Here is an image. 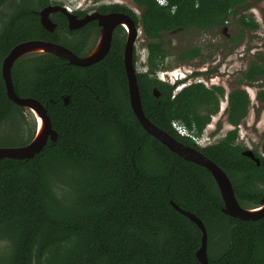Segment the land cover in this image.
Instances as JSON below:
<instances>
[{"label": "trees", "instance_id": "obj_1", "mask_svg": "<svg viewBox=\"0 0 264 264\" xmlns=\"http://www.w3.org/2000/svg\"><path fill=\"white\" fill-rule=\"evenodd\" d=\"M134 2L147 51V69L137 78L145 116L221 168L241 207L258 205L264 197V140L252 150L259 164L242 155L245 148L236 140L249 107L247 92L228 93L225 114L233 128L216 143L199 147L171 123L200 136L218 112L224 89L194 82L175 91L182 81L169 84L155 77L170 53L179 63L203 56L201 45L171 52L164 37L172 30L218 31L233 17L237 33L227 41L234 46L244 30L256 31L259 24L243 13L248 0ZM50 3L0 0V10L13 8L0 19V147L25 145L35 132L34 126L24 138V108L5 94L1 63L8 52L26 40L57 43L77 56L89 50L83 41L73 46L60 21L53 32L41 26L37 11ZM121 58L122 48L114 43L100 61L84 67L42 53L24 55L11 66L16 94L44 106L57 137L31 159H0V264H201L195 257L201 232L171 201L204 224L209 264H264V216L241 220L223 213L211 173L141 128L129 106ZM200 75L193 71L189 77ZM262 80L264 52H258L238 82L257 83L256 100L264 109ZM15 140L23 142L12 144Z\"/></svg>", "mask_w": 264, "mask_h": 264}, {"label": "water", "instance_id": "obj_2", "mask_svg": "<svg viewBox=\"0 0 264 264\" xmlns=\"http://www.w3.org/2000/svg\"><path fill=\"white\" fill-rule=\"evenodd\" d=\"M55 12H61L66 16L70 29L84 25L89 20L96 18L98 20L99 26L101 27L99 40L94 49L84 57H78L68 48L57 43L42 40H26L16 44L3 58L1 63V77L4 82L5 94L7 98L17 106L32 111L36 119V127L32 139L27 144L22 146L0 147V159H31L47 142H53L57 137V133L51 126L50 119L44 106L33 98H23L16 94L13 87L10 68L17 61V59L31 53H42L63 58L69 64L75 66L84 67L94 64L100 61L108 53L113 26L116 24H121L124 26L127 33L123 53V67L127 82L129 106L141 128L147 134L163 144L169 151L175 153L184 160L206 168L211 173L216 183L219 197L222 201L223 213L241 220H257L264 216V197L260 200L259 204L254 207H241L235 197L229 178L221 168H219L214 162L204 156L197 149L176 141L171 135L150 122L145 116L142 109L140 94L132 64L133 41L137 32L133 26V23L127 17L120 14H94L91 16H85L81 20H77L76 17L67 10L66 7L49 4L39 11L40 24L49 32H53L56 27V25L49 18V15ZM138 31H141L142 33L140 28H138ZM102 38L104 39L102 47L98 53L94 54ZM152 94L155 97H158L159 91L156 88H153ZM68 101V96L63 97L64 104H67ZM37 114L40 115L42 119H40ZM40 131L41 136L39 137ZM242 155L250 158L256 164H259V159L254 155L252 150L245 149L242 151ZM170 204L177 212L192 221L200 230V246L195 253V257L201 264H209L207 257L208 236L204 224L194 214L181 209L174 202L171 201Z\"/></svg>", "mask_w": 264, "mask_h": 264}, {"label": "rangeland", "instance_id": "obj_3", "mask_svg": "<svg viewBox=\"0 0 264 264\" xmlns=\"http://www.w3.org/2000/svg\"><path fill=\"white\" fill-rule=\"evenodd\" d=\"M97 1V2H96ZM51 5H60L69 8H92L98 3L106 2V0H50ZM250 8L243 11L244 14L251 16L259 24L256 31L244 30L243 40L237 46L230 44L227 40L229 37L236 35V18H230L226 27L218 31L212 32H191L182 33L176 32L166 34L165 41H170L168 46L171 52L181 49L189 45L204 46L203 56L189 63H179L175 60L173 53L165 59L163 69L157 70V76L164 79V82L174 84L176 81L185 80L184 84L178 85L175 91L181 87L202 80L205 86L211 85L221 86L225 94H228L234 88L244 89L249 98V107L246 116L237 126V142L245 149L259 150L262 141L264 140V109L261 108V102L256 100L257 91L260 89L257 83L246 85L239 83L241 73L247 68L250 60L255 58L258 52L263 53L262 45L264 35V0H248ZM12 6H5L0 10V19L6 16ZM139 12V11H138ZM135 49L138 56V72L146 71V56L145 38L141 31H138V39L135 43ZM215 68L213 74L200 75L191 78L189 74L193 71H202L205 69ZM160 72H163L162 74ZM210 78V79H209ZM209 79V80H208ZM211 80V81H210ZM264 83V80L258 81ZM225 96V95H224ZM222 101H225L223 97ZM226 106L225 102H221L220 111L212 116L210 122L205 127V134L210 136L209 145L216 143L219 139L233 127L226 121V114L223 110ZM25 123L22 129L24 130V138H27L35 126V120L28 109L23 110ZM19 144L23 140H15ZM9 147V146H6ZM2 246V243H0Z\"/></svg>", "mask_w": 264, "mask_h": 264}, {"label": "flooded vegetation", "instance_id": "obj_4", "mask_svg": "<svg viewBox=\"0 0 264 264\" xmlns=\"http://www.w3.org/2000/svg\"><path fill=\"white\" fill-rule=\"evenodd\" d=\"M50 4H53V3H50ZM66 8L72 15H74L76 17L77 20H81L85 16H89V15L91 16L94 14H100V15L120 14V15L127 17L133 23V26L135 27L137 33H136V36H135L134 41H133L132 64H133L134 73H135L136 81H137V78H138V56H137L136 49H135V43H136V40L138 39V28L141 29L140 23L138 22V17L141 14V10L138 7V4H136L134 2V0H106V2L98 3L96 6H93L92 8H88V9L80 8V6L77 8H69V7H66ZM41 9L42 8H40L37 11L38 15H39V11ZM49 18L56 25V27H57L56 21H60L61 23L65 24L64 25L65 28H63L61 30V32L70 41V43L73 46L78 48V46H83V44L80 41H83V43H85L84 45L89 50L86 52H83L82 55L81 54L78 55V57L86 56L96 46V44L99 40V37H100V33H101V27L99 26L98 20L96 18L91 19L87 23H85L84 25H81V26L76 27L74 29L69 28L68 19L61 12L51 13L49 15ZM176 32H178V31L172 30L166 34H172V33H176ZM126 38H127V33H126V29L124 28V26H122L121 24L114 25L112 28V31H111L109 50L114 43L118 44L119 48H122V58H121L122 65H123V53H124V46H125ZM109 50H108V52H109ZM214 69L215 68H211V69L206 68L204 72H202V71L201 72L203 75L205 74V76L208 74L212 75L214 72ZM123 72H124V67H123ZM124 75H125V72H124ZM125 78H126V76H125ZM210 86H212L211 83H210ZM227 95L228 94H225V96H224L225 101H222L223 98L220 99L218 111H220L221 102L226 103V106L223 109L224 111H225L226 107L228 106V101H227L228 96ZM34 120H35V118H34ZM35 127H36V121H35Z\"/></svg>", "mask_w": 264, "mask_h": 264}, {"label": "built area", "instance_id": "obj_5", "mask_svg": "<svg viewBox=\"0 0 264 264\" xmlns=\"http://www.w3.org/2000/svg\"><path fill=\"white\" fill-rule=\"evenodd\" d=\"M156 1L160 5H164L167 2V0H156ZM160 73L162 74L163 72H160ZM157 77H158V79L164 81L163 78H160L159 76H157ZM197 82L203 83L202 80H197ZM180 89H178V90H180ZM171 126L177 132V134H179L182 137H188V138H190L197 146H199V147H205V146H208L209 145L210 136L207 135V134H205V131H204L205 129L203 130V132H202V134L200 136H197L195 133H193V131H189L181 123H179L177 121H173L171 123Z\"/></svg>", "mask_w": 264, "mask_h": 264}, {"label": "bare ground", "instance_id": "obj_6", "mask_svg": "<svg viewBox=\"0 0 264 264\" xmlns=\"http://www.w3.org/2000/svg\"><path fill=\"white\" fill-rule=\"evenodd\" d=\"M103 42H104V39L102 38L94 54L98 53V51H99V50L101 49V47H102ZM18 59H19V58H18ZM18 59H17V60H18ZM28 110H29V109H28ZM29 111L32 113L31 110H29ZM32 114H33V113H32ZM37 115H38V114H37ZM33 116H34V115H33ZM38 116H39L40 119H42L40 115H38ZM34 118H35V117H34ZM35 121H36V119H35ZM40 136H41V131H40L39 137H40Z\"/></svg>", "mask_w": 264, "mask_h": 264}, {"label": "clouds", "instance_id": "obj_7", "mask_svg": "<svg viewBox=\"0 0 264 264\" xmlns=\"http://www.w3.org/2000/svg\"><path fill=\"white\" fill-rule=\"evenodd\" d=\"M155 2L158 4V2L155 0ZM167 3H168V0H167V2L164 4V5H160V4H158V5H160V6H165V5H167ZM181 81H182V84H184L185 83V80L184 79H181ZM186 84V83H185ZM182 88V87H181Z\"/></svg>", "mask_w": 264, "mask_h": 264}, {"label": "crops", "instance_id": "obj_8", "mask_svg": "<svg viewBox=\"0 0 264 264\" xmlns=\"http://www.w3.org/2000/svg\"><path fill=\"white\" fill-rule=\"evenodd\" d=\"M257 22V21H256Z\"/></svg>", "mask_w": 264, "mask_h": 264}]
</instances>
